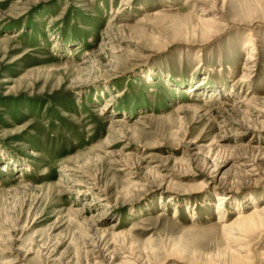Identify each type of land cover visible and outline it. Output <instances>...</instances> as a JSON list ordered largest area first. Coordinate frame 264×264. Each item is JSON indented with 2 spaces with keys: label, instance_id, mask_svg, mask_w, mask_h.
I'll use <instances>...</instances> for the list:
<instances>
[{
  "label": "rangeland",
  "instance_id": "rangeland-1",
  "mask_svg": "<svg viewBox=\"0 0 264 264\" xmlns=\"http://www.w3.org/2000/svg\"><path fill=\"white\" fill-rule=\"evenodd\" d=\"M259 206L264 0H0V264H264Z\"/></svg>",
  "mask_w": 264,
  "mask_h": 264
},
{
  "label": "bare ground",
  "instance_id": "bare-ground-1",
  "mask_svg": "<svg viewBox=\"0 0 264 264\" xmlns=\"http://www.w3.org/2000/svg\"><path fill=\"white\" fill-rule=\"evenodd\" d=\"M119 14H121V13H119ZM254 54H255V52L253 51L249 55V57L247 56L248 57L247 62H250V63L246 64V67L244 69L247 70L248 72H252L251 69L253 66H249V65L251 63H253L252 61L254 60V57H253ZM247 75H249V73H247L246 75H243L244 77L242 78V80L240 82H246V80H247L246 78L248 77ZM246 102H247V100H246ZM255 161H254V163H255ZM250 166H252V165H250ZM253 168H254V170L252 172H254V171L256 172V173H253L254 176H256V175L259 176V173H257V172H259V170L255 169L256 168L255 166H253ZM4 169H5V167H4ZM4 169H2V170H4ZM226 196L218 198V200H220L219 202H221L220 204H218L219 205V209H218L219 212H221L223 210V206H225V203L228 201V197H226ZM222 220H224L222 222V228L225 231L229 245L233 248V251H230L231 252L230 253L231 259L235 260L236 262L247 263L248 262L246 260L247 258L245 256H243V253H245V250L242 246H239V243L243 241V238H245L248 235V233L258 232L264 227V206L256 207L255 209H252V212H250L248 214H245L243 212H239V216L236 218V220L234 222L227 223V222H225V218L224 219L222 218ZM247 264H249V263H247Z\"/></svg>",
  "mask_w": 264,
  "mask_h": 264
}]
</instances>
